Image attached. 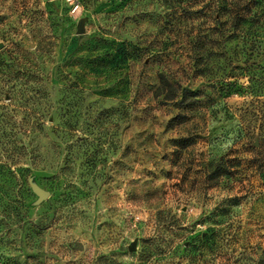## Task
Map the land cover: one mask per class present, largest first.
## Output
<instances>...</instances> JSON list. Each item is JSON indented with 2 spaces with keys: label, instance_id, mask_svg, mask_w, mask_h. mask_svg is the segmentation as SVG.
<instances>
[{
  "label": "rangeland",
  "instance_id": "374dc122",
  "mask_svg": "<svg viewBox=\"0 0 264 264\" xmlns=\"http://www.w3.org/2000/svg\"><path fill=\"white\" fill-rule=\"evenodd\" d=\"M0 264H264V0H0Z\"/></svg>",
  "mask_w": 264,
  "mask_h": 264
},
{
  "label": "water",
  "instance_id": "95a60500",
  "mask_svg": "<svg viewBox=\"0 0 264 264\" xmlns=\"http://www.w3.org/2000/svg\"><path fill=\"white\" fill-rule=\"evenodd\" d=\"M78 32H83V19L79 20ZM31 188L38 196L37 201H41L43 199H46L49 196V192L47 190H44L43 188H41L35 184H31Z\"/></svg>",
  "mask_w": 264,
  "mask_h": 264
},
{
  "label": "trees",
  "instance_id": "16d2710c",
  "mask_svg": "<svg viewBox=\"0 0 264 264\" xmlns=\"http://www.w3.org/2000/svg\"><path fill=\"white\" fill-rule=\"evenodd\" d=\"M241 19L243 20L244 18H241ZM187 93H190V94H192V95H196V91L188 90V89H183V90H182V94H183L182 96H183V97H185Z\"/></svg>",
  "mask_w": 264,
  "mask_h": 264
},
{
  "label": "built area",
  "instance_id": "2783aa9c",
  "mask_svg": "<svg viewBox=\"0 0 264 264\" xmlns=\"http://www.w3.org/2000/svg\"><path fill=\"white\" fill-rule=\"evenodd\" d=\"M68 1H70L71 3H73V2H74V0H68Z\"/></svg>",
  "mask_w": 264,
  "mask_h": 264
}]
</instances>
